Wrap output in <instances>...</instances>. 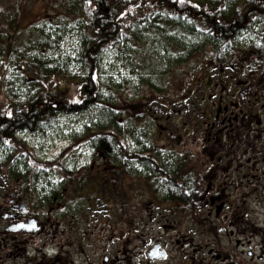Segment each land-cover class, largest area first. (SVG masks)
<instances>
[{"label": "flooded vegetation", "instance_id": "1", "mask_svg": "<svg viewBox=\"0 0 264 264\" xmlns=\"http://www.w3.org/2000/svg\"><path fill=\"white\" fill-rule=\"evenodd\" d=\"M245 61L191 90L174 138H127L126 109L106 148L8 155L0 264H264V60Z\"/></svg>", "mask_w": 264, "mask_h": 264}, {"label": "rangeland", "instance_id": "2", "mask_svg": "<svg viewBox=\"0 0 264 264\" xmlns=\"http://www.w3.org/2000/svg\"><path fill=\"white\" fill-rule=\"evenodd\" d=\"M193 1L206 3L210 0ZM237 1L226 0L230 7ZM0 7L18 12L13 27L20 28L12 47L6 49L7 36L0 24V109L5 108L7 101L24 102L43 91L44 87L60 98L79 97L77 84L83 74L81 57L84 39L80 0H0ZM262 28L264 24L257 27L258 30ZM252 37L248 33L240 37L238 46L249 48ZM168 40L183 43L179 52L176 50L182 57L187 55L191 44L198 45L199 49L190 58L175 62L176 55L166 48ZM125 42L104 54L99 79L105 101L114 104L124 114L126 109L134 107L138 109L133 111L134 115L143 116L136 122L132 119L129 125L131 135H126L127 138L147 139L152 137L151 133L155 137L174 138L176 130L177 134H182L184 124L189 122L195 110L191 105L195 98L181 102L190 96L191 90L208 78L210 72L214 78L242 72L238 61L221 63L222 66L214 65L212 68L213 48H203V35L153 28L148 29L139 41ZM30 62L45 63L42 67L47 72ZM32 66L37 68V74L32 72ZM55 69L57 74H52ZM196 89L197 95L200 94L203 85ZM148 109L150 111L145 114ZM102 110L107 112V108L91 107L81 114H61L56 120L42 124L38 132L23 134L19 138L24 139L29 149L26 152L77 156L81 153V144L88 138V128L98 127L94 125L99 123ZM121 114L116 115L115 120L124 117ZM121 127L124 128L123 125ZM182 137L181 140L186 135ZM9 152L10 147H0V161L11 170ZM6 175L0 172V183L7 180ZM130 180L133 185L137 179Z\"/></svg>", "mask_w": 264, "mask_h": 264}, {"label": "trees", "instance_id": "3", "mask_svg": "<svg viewBox=\"0 0 264 264\" xmlns=\"http://www.w3.org/2000/svg\"><path fill=\"white\" fill-rule=\"evenodd\" d=\"M80 5L84 16V39L81 57L83 74L77 84L79 97L60 98L44 87L43 91L24 102L7 101L5 108L0 109V147H10L8 155L16 150L29 151L26 143L20 140V135L38 132L42 124L56 120L61 114H81L91 107L107 108V112L102 110L99 123L94 125L98 127H89L86 134L88 138L96 139L98 150L106 148L104 143L109 137H119L113 135L112 130L124 133L121 126L125 114L103 99L99 71L107 51L123 45L125 41H139L148 29L163 31L169 28L181 30L184 34L203 35V48H213V67L230 61H238L240 66H245L248 58L264 60V28L257 29L264 24V0H238L231 7L226 0L206 3L193 0H80ZM17 13L12 8L0 7V24L7 36L6 49L12 47L20 29L13 27ZM247 33L254 38L249 42L251 46L243 49L238 46L237 40ZM182 44L179 40H168L166 44V48L176 55L175 62L190 58L199 49L198 45L191 44L187 55L182 57L178 53ZM32 64L42 67L45 63ZM42 69L45 70L44 67ZM31 70L37 74V68L32 66ZM55 71L52 74H57ZM131 109L133 118L140 120V115H134L138 109ZM121 113L124 117L115 120L116 115ZM6 166L0 161V171L10 170Z\"/></svg>", "mask_w": 264, "mask_h": 264}]
</instances>
